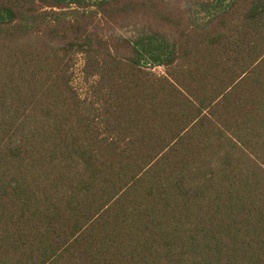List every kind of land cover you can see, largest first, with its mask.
I'll return each instance as SVG.
<instances>
[{
    "label": "trees",
    "instance_id": "trees-1",
    "mask_svg": "<svg viewBox=\"0 0 264 264\" xmlns=\"http://www.w3.org/2000/svg\"><path fill=\"white\" fill-rule=\"evenodd\" d=\"M0 264H264V0H0Z\"/></svg>",
    "mask_w": 264,
    "mask_h": 264
},
{
    "label": "rangeland",
    "instance_id": "rangeland-1",
    "mask_svg": "<svg viewBox=\"0 0 264 264\" xmlns=\"http://www.w3.org/2000/svg\"><path fill=\"white\" fill-rule=\"evenodd\" d=\"M122 32L125 33V31H128L126 29H120ZM81 67H82V56H77L75 60V66L73 68L74 71V77H73V85L81 92H83L84 86L83 83L80 80V72H81ZM153 72L160 73L162 74L164 71V68L162 66H156L152 68Z\"/></svg>",
    "mask_w": 264,
    "mask_h": 264
}]
</instances>
